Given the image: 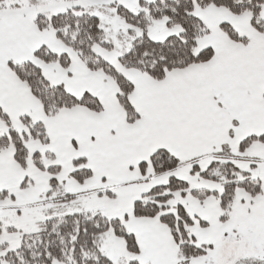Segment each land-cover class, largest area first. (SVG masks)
<instances>
[{
    "label": "crops",
    "instance_id": "crops-1",
    "mask_svg": "<svg viewBox=\"0 0 264 264\" xmlns=\"http://www.w3.org/2000/svg\"><path fill=\"white\" fill-rule=\"evenodd\" d=\"M195 14L211 33L215 31L209 35L214 40L208 36L199 43L196 52L209 48L213 51V58L206 65L172 71L162 83L136 71L122 69L107 53L94 48L133 86L128 99L138 117L133 123L127 122L116 101L115 85L102 73L89 72L52 32L39 31L27 20V23L19 24L25 29L0 30V36H5L0 40V109L10 118L18 133L24 132L19 120L28 117L43 125L49 139L47 146L35 140L28 141L25 144L27 153L49 154L52 158H45L46 164L60 168L66 165L69 169L76 156H85L95 182L107 181L108 176L116 173L115 168L109 166L110 159L106 154L123 155L128 164L133 155V165L141 170L134 173L138 183L145 173L139 164L147 163L157 151H166L182 166L197 165L208 159L218 160L219 156L228 157L222 154V146L227 148L233 143L238 148L249 137L264 136V37L249 26L247 16H234L215 7L195 10ZM222 23L234 28L249 44L243 46L230 41L218 29ZM42 47L53 54H66L71 61L62 69L34 60L45 79L54 86L60 85L77 99L85 93L92 95L102 105V113L75 106L54 117L45 116L27 86L8 67L9 63L33 61V54ZM243 154L248 161H264V144H252ZM146 169L152 171L148 165ZM70 174L62 173L56 180L68 179ZM52 179L49 174L36 170L31 158L27 160V169H20L12 148L0 152V192L13 199L20 202L34 200L48 192V183ZM24 181L31 182L33 189H22ZM71 183L72 180L68 179V188ZM131 221L149 224L153 229L149 237L162 232L169 244H173L169 231L157 218ZM167 248L173 249L177 255V245H167ZM144 249H147L144 256L148 262L159 264L158 258L160 264H169V251H165L162 245H148Z\"/></svg>",
    "mask_w": 264,
    "mask_h": 264
},
{
    "label": "trees",
    "instance_id": "trees-1",
    "mask_svg": "<svg viewBox=\"0 0 264 264\" xmlns=\"http://www.w3.org/2000/svg\"><path fill=\"white\" fill-rule=\"evenodd\" d=\"M140 5L142 9L138 13H132L122 6H118L117 14L125 24L140 27L165 18L167 26L178 25L181 28L180 34L168 37L159 43L152 42L146 35H143L134 40L129 51L115 55L111 53V46L104 38V31L99 19L96 16L83 13L82 8L75 7L50 17L39 16L34 22L39 31L52 32L54 37L72 52L87 70L102 73L115 85L117 89L115 98L124 110L128 123L138 120L128 100L133 92V86L96 55L95 47L112 57L122 69L136 71L156 83H162L167 74L172 71H183L194 65H206L213 58V51L209 48L196 52L201 40L207 38L211 34V30L195 14V10L201 11L215 7L224 9L238 17L248 15L249 26L264 37V0H155L149 4L141 2ZM218 29L236 44L243 46L249 44L246 38L226 23L220 24ZM34 60L42 64H54L62 69L67 68L71 61L66 54H53L42 47L33 54V61L8 64L11 72L27 86L31 95L39 102L47 117L56 116L75 106L85 107L96 114L103 111L100 102L92 95L85 93L77 99L60 85L54 86L49 83L39 67L34 64ZM19 122L24 129L23 133H18L13 128L10 118L0 109V152L12 148L16 164L25 171L27 169L25 144L35 140L47 145L48 140L41 124L32 123L27 117H22ZM256 143L264 144V136H252L245 139L240 143L239 151L243 154L252 144ZM38 155L34 154L32 157L34 168L55 177L59 176L60 168L58 166L50 167L47 170L42 168ZM218 160H226L221 164L220 169H218V162L215 161L214 164L206 168V171L198 172L197 175L199 178H211L215 181L218 177H223L222 180H219V184L224 190L220 202L222 210L232 201L237 190L243 191L250 199L261 194L260 180H249L248 173L241 172L235 166L232 156H228V159L222 156ZM76 162L83 163L84 161L79 160L74 163ZM147 165L151 167L154 174L158 175L176 169L182 163L166 151L160 150L150 156L147 163H142L140 168L146 169ZM197 167L196 163H192L190 173L194 175ZM214 172L215 176H213ZM90 174L91 171L88 169L78 170L73 173V177L78 182H83ZM238 175L244 180L239 181ZM25 184L24 181L21 188H25ZM187 187V182L173 179L166 186L153 188L140 200L134 202L131 207V216L134 219L157 218L167 228L173 242L177 244V257L183 260L205 254L202 246L193 244L194 237L190 235L194 219L187 215L183 206H175L173 213L168 206L175 197L174 194L184 195ZM190 193H198L201 198L211 194L216 195L206 191ZM7 196L5 192H0V199ZM222 220H224V216H222ZM44 224L43 229L23 236L19 246L6 253L4 259L8 264H53V261L65 264H112L99 252V238L109 228H113L117 234L121 235L119 221H108L100 214L74 213L57 215L51 220L45 221ZM199 224L201 227L206 226L201 221ZM236 264H264V261L243 259Z\"/></svg>",
    "mask_w": 264,
    "mask_h": 264
},
{
    "label": "rangeland",
    "instance_id": "rangeland-1",
    "mask_svg": "<svg viewBox=\"0 0 264 264\" xmlns=\"http://www.w3.org/2000/svg\"><path fill=\"white\" fill-rule=\"evenodd\" d=\"M154 1L34 0L31 2V0H0V30L25 29L19 24L30 21L33 25L39 16L50 17L79 7L83 9V13L96 16L99 19L104 31V38L111 46V53L121 55L129 51L134 40L143 35H146L150 41L159 43L168 37L180 34L181 28L178 25L167 26L165 18H160L149 25L140 27L125 24L117 14L118 6H122L132 13H138L142 9L141 2L149 4ZM245 16L248 17V15ZM4 39L5 36L1 35L0 40ZM211 40H214V37ZM3 48L7 49V47ZM96 55L105 61L97 53ZM119 107L121 108L120 105ZM121 110L125 115L124 110L122 108ZM46 137L49 144L47 133ZM239 145L238 148L233 143L226 146L227 148L222 146V154L232 156L235 166L241 172H247L249 180H260L261 194L254 199H248L243 191L237 192L224 210L220 206L224 190L219 184V180H222L223 177H218L215 181L211 178H199L197 173L206 171V168L214 164L215 161L218 162V169H220L221 164L226 160L208 159L198 162L194 175L190 173L191 164L181 165V168L178 167L158 175L150 172L149 169L148 172L147 169H144V178L137 183L134 173L136 171L140 173L141 170L133 165L132 162L135 161L133 155L129 157L131 161L128 164L123 155L106 154L110 159L109 166L115 168L116 173L111 177L108 176L107 181L102 179L95 182L91 172L90 176L83 182H78L73 177V173L78 170H90V168L87 157L76 156L71 161L70 169L66 165L59 167V176L62 173L68 175L74 170L68 177L69 180H72L69 188L67 187L68 179L56 180L57 176L49 174L53 179L48 183V192L38 195L34 200L20 202L10 196L0 199V264H8L4 259L6 253L15 250L23 236L43 229L45 221L51 220L57 215L80 212L100 214L108 221H119L121 235L117 234L113 228H109L99 238V252L112 264H154L148 262L144 256V252L147 250L144 248L148 245H162L165 251H169V264H236L243 259L264 261V161L257 159L248 161L244 157L245 154L239 151ZM84 149H87L86 146ZM48 156L49 154L38 155L42 168L46 170L52 165L46 164L45 158ZM32 157L34 154L27 153V160L32 159ZM223 157L228 159V157ZM51 158L49 157V159ZM79 160L84 162L74 163ZM140 165L141 163L138 167ZM130 166L133 168L130 169ZM46 174L48 173L46 172ZM215 175L214 172L213 176ZM96 176L99 178V174ZM237 178L239 181L244 180L239 175ZM173 179L187 182L188 187L184 195L181 193L174 194L175 197L168 204L170 211L173 213L174 207L177 205L183 206L187 215L195 221L190 234L194 237L193 244L202 246L205 250V254L202 256L188 260L178 259V250L175 256L174 250L167 248V245L177 244L174 242L169 244L164 233H157L156 230L157 235L149 237L153 231L152 227L149 224H134L131 221L134 218L130 217L134 202L140 200L153 188L170 184ZM31 185L32 183L27 181L26 187L22 189H33ZM75 185L77 188L74 187ZM192 191H201V193L206 191L216 195L211 194L201 198L198 193L191 194ZM222 216H224V220H222ZM228 218L229 223L227 224ZM199 221L204 222L206 226L201 227ZM129 243L130 245H128ZM132 245L134 246L132 247ZM156 259L160 264V260ZM52 263L65 264L58 261Z\"/></svg>",
    "mask_w": 264,
    "mask_h": 264
}]
</instances>
